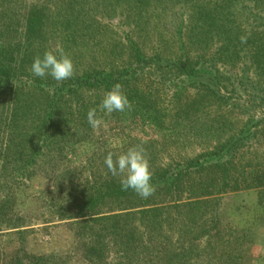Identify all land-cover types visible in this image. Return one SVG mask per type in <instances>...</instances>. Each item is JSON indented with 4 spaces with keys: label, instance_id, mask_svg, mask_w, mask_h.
I'll use <instances>...</instances> for the list:
<instances>
[{
    "label": "trees",
    "instance_id": "1",
    "mask_svg": "<svg viewBox=\"0 0 264 264\" xmlns=\"http://www.w3.org/2000/svg\"><path fill=\"white\" fill-rule=\"evenodd\" d=\"M44 2L45 5H33L23 12V40L8 45L0 41V169L5 166L12 169L11 173L5 171V175L0 171V233L15 232L19 241L14 256L6 263L0 260V264H65L61 259L55 263L53 254L35 255L25 248L26 235L33 227L56 222L69 225L82 246L78 251L79 258L87 264H240L239 259L244 255L241 243L249 235L251 246L254 232L235 227L233 221L224 219L222 194L227 191L226 187L231 189V183L249 185V190L264 192V21L256 19L263 29L253 32L257 37L255 42L249 40V96L246 100L249 102V121L244 123L238 135L229 136L224 143L211 141L216 140L218 131L224 127V123L219 124L216 118L197 127L193 124L190 129L194 136L192 140L212 139L204 149L186 158L175 157L177 161L171 164L157 165L158 158L148 146L158 143L157 140L145 142L149 143L144 147L150 157L156 191L150 198L142 199L131 190L122 191L120 177H113L104 164L109 151L119 154L141 144L142 140L128 138L119 147L101 148L99 136L88 121L76 118L80 113L78 99L91 90L107 92L116 83L130 86L137 80L136 76L142 74L157 86L166 85V81L183 74L197 87L218 97L214 86L219 79L218 72L212 64L203 69L200 64L189 65L192 62L188 63L183 55L164 60L158 52L161 47L156 46L157 59L153 58L156 62L149 53L138 50L130 56L135 64L127 62L109 69L85 68L62 82L51 76L34 77L27 69H31L37 55L44 53L42 48L48 42L44 30L49 18L57 16L60 19L63 13L71 15L75 9L81 11L83 5L95 1L68 0L59 12L52 0ZM185 5L183 0H176L178 9L172 10L175 8L172 7L171 16ZM251 8L253 12H263L264 0L261 5L253 3ZM213 35L208 34L209 39ZM22 49L25 55L19 62L14 55ZM253 67L257 70H251ZM238 92V88H233L228 93L239 96ZM150 109L153 112L150 121L161 130L162 137L165 133L170 134L168 137L177 136L175 131L178 129L183 132L179 127L181 120L199 121L197 117L192 118V111H186L175 115L176 122L169 124L167 117L172 119L169 106L163 112ZM99 112L105 113L100 108ZM233 123L231 121L225 127ZM69 126L72 127L70 132ZM91 135L96 139L93 140ZM182 140L187 144L193 142ZM163 142L166 146L167 141L160 144L164 145ZM76 146L85 147L75 154L77 163L68 159L69 149ZM243 146H249V162L245 163L249 168L235 164L233 154L240 152ZM97 153L101 154L99 160L92 157ZM80 156L87 157L88 165L81 166ZM237 166L244 170L237 174ZM80 170L87 171L84 178ZM36 176L49 178L54 188L65 185L69 194L66 202L49 195L51 191L48 190L28 196L26 207L33 205L38 212L44 211L49 216L44 220L40 219V214L27 217L26 211L14 212L16 197ZM259 203L264 204V197ZM254 221L261 224L260 214ZM263 257L261 254L260 258ZM109 258L110 262L107 261Z\"/></svg>",
    "mask_w": 264,
    "mask_h": 264
},
{
    "label": "rangeland",
    "instance_id": "2",
    "mask_svg": "<svg viewBox=\"0 0 264 264\" xmlns=\"http://www.w3.org/2000/svg\"><path fill=\"white\" fill-rule=\"evenodd\" d=\"M44 1L0 0V34L2 37L0 41L8 45L13 41L23 40L25 37L23 12L33 5H45ZM94 1L83 5L81 11L75 9L71 15L61 13L60 19L57 16H51L44 30V36L48 42L42 48L43 52L57 48L64 49L73 58L75 71L78 72L94 67L109 69L113 65L121 66L127 62L135 64L130 56L138 50L149 53L148 56L153 62H156L154 60L157 59L158 52H161L160 56L164 60L166 58L177 59L183 55V59L187 58L188 63L192 62L189 65L200 64L202 69L211 64L214 66V70H217L219 75L214 86L220 96L219 99V96L213 97L204 91L203 87L199 88L196 83L187 80L188 78L186 79L183 74L166 81V85L162 84V86L152 84L148 79L143 78L144 74H142L136 76L137 80H134L130 86H123V90L132 103L131 110L124 113L106 114L99 112L106 92L102 89L87 91L78 99L80 113L76 118L87 121L88 111L92 108L97 109V115L102 120V124L93 129L99 136L98 146L101 148L119 147L124 142L123 140L128 138L142 140L139 142L144 143L143 146L149 144L145 142L157 140L158 143L148 145L151 152L153 151L155 157L158 158L156 164H171L177 161L176 158H186L190 156L189 154L204 149L212 139L192 140L194 136L190 129L193 124L197 127L215 118L220 121L219 124L224 123V127L221 126L223 129L219 130L217 138L215 137L216 140H211L219 143H224L229 136L234 137L240 133L244 123L249 121V102L246 101L249 96V40L255 42L257 37L253 36V32H256L255 29H263L256 19L264 21V11L253 12L251 6L255 2L261 5V0H183L186 5L183 9L179 6L180 10L174 17L170 12L178 9L175 7L176 0ZM53 3L56 4L59 12V9H63L68 4V0H52ZM172 7L175 8L171 10ZM199 18L200 22L197 23ZM171 20L174 22H170ZM206 29L207 31L204 32ZM211 33L214 35L212 39H209L208 34ZM242 36L247 37L246 42H241ZM156 46L161 47V50L157 52ZM23 53L24 49L19 50L14 55L15 59L20 62L25 55ZM245 64L248 66H244ZM251 70L257 69L253 67ZM27 72L31 73L30 67ZM233 88H238L239 96L229 95L228 92ZM168 106L172 109L170 111L172 119L167 117L169 124L176 122L173 119L175 115L180 112L186 113V111H192V118L197 117L198 123H193L190 119L181 120L179 127L183 128V132L179 129L175 131L178 137H168L167 135H170L168 133L162 137L161 130L150 121L152 119L150 116L153 114L150 107L163 112ZM195 107H200L201 112ZM231 121L234 123L226 128V124ZM70 126L67 128L69 132L72 130ZM91 138L96 139L94 135H91ZM182 139L193 142L187 144ZM165 140L167 141L166 146L164 142V145L160 144ZM83 149H85L84 146L69 149L68 159L73 161L75 154ZM239 150L241 151L233 154L235 164H242L245 167V163L249 162V146H243ZM100 155L97 153L92 157L99 160ZM80 157L81 166H86L87 157ZM1 158L3 160V157ZM162 159H165V163H162ZM74 161L77 160L74 159ZM1 170L4 175L12 172V169L6 166ZM237 170L238 174L244 168L237 166ZM79 172H83L82 177L84 178L87 171L80 170ZM31 179L35 181L31 183L30 180L28 188L16 197L14 212L26 211L24 214L27 217L40 214V219H47L49 216L44 211L38 212L33 205L26 207L28 196L32 197L48 190L51 191L49 195L66 202L69 194L65 191V185L54 188L52 181L47 177L36 176ZM42 182L45 183L44 187H42ZM229 186L231 189L226 187L227 191L222 194L224 219L233 221L235 227H244L243 229H251L254 232L251 246H249V235L242 241L241 251L244 255L240 257L239 262L240 264H264V257L260 258V255L264 254V204L259 203L264 197V192L256 189L249 190V185L244 184L236 186L231 183ZM258 214H260L261 224L256 223L257 220L254 221ZM59 227H65V229L61 232L55 231ZM70 231L69 225L64 222L35 226L30 234L26 235L25 248L39 255L53 254L56 256L52 258L55 263L60 262L59 259H61L65 264H87L79 258L78 251L82 246L74 235H70ZM28 240H31L30 243ZM18 248V235L15 232L0 233L2 263L8 262ZM249 256L252 258L249 259ZM109 260L110 258L107 261L110 262ZM136 264L143 263L137 262Z\"/></svg>",
    "mask_w": 264,
    "mask_h": 264
},
{
    "label": "clouds",
    "instance_id": "3",
    "mask_svg": "<svg viewBox=\"0 0 264 264\" xmlns=\"http://www.w3.org/2000/svg\"><path fill=\"white\" fill-rule=\"evenodd\" d=\"M246 39L247 37L242 36L241 42H246ZM74 72L73 58L62 48L46 50L43 55H37L31 65V73L34 77L51 76L57 82L72 78ZM131 108L132 103L120 83H116L111 90L105 93L100 105V109L106 114L124 113ZM87 121L93 129L102 124L96 108L88 111ZM104 164L113 177H120L122 191L131 190L142 199H148L154 195L156 186L152 180L153 171L150 157L143 143L133 145L119 154L109 151Z\"/></svg>",
    "mask_w": 264,
    "mask_h": 264
},
{
    "label": "crops",
    "instance_id": "4",
    "mask_svg": "<svg viewBox=\"0 0 264 264\" xmlns=\"http://www.w3.org/2000/svg\"><path fill=\"white\" fill-rule=\"evenodd\" d=\"M34 178V177H33ZM35 181V179H31V183H33ZM43 183V186L42 187H44L45 186V183L44 182H42ZM67 228V227H66ZM63 229H65V227H59V228H57V229H55V231L57 230V232L59 231V232H61ZM32 230V229H31ZM66 230H68V228L66 229ZM69 231H70V229H69ZM53 233H55V232H53ZM70 235H74L73 233H72V231H70ZM30 234V233H29ZM70 235H69V237H70ZM29 241V243H30V241L31 240H28ZM27 241V242H28ZM27 251L29 252V253H32V254H35V255H39L37 252H30L28 249H27Z\"/></svg>",
    "mask_w": 264,
    "mask_h": 264
}]
</instances>
